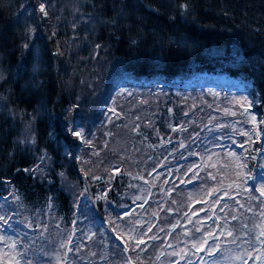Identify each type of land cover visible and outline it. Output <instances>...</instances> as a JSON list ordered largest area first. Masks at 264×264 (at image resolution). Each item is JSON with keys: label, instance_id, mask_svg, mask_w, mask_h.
<instances>
[{"label": "trees", "instance_id": "trees-1", "mask_svg": "<svg viewBox=\"0 0 264 264\" xmlns=\"http://www.w3.org/2000/svg\"><path fill=\"white\" fill-rule=\"evenodd\" d=\"M202 73L243 81L264 123V0H0V195L54 213L32 222L29 239L45 237L28 241L27 264H223L237 253L234 264H255L258 228L246 218L260 205L246 202L257 195L221 197L258 161L210 180V168L197 174L199 148L174 144L166 123V107L174 127L189 107L158 86ZM131 80L151 82L158 129L128 125L136 99L106 123L107 102ZM86 215L98 219L90 237Z\"/></svg>", "mask_w": 264, "mask_h": 264}, {"label": "rangeland", "instance_id": "rangeland-1", "mask_svg": "<svg viewBox=\"0 0 264 264\" xmlns=\"http://www.w3.org/2000/svg\"><path fill=\"white\" fill-rule=\"evenodd\" d=\"M40 10L43 12L44 8L41 7ZM171 84L172 86L160 84L161 86L159 85L158 88L160 87L159 90L166 88V91L170 89L179 91V94L186 100L185 104L188 105L189 109L180 113L176 122L178 124L174 127L175 119L173 114L175 112L165 106L167 118H170L169 121H167L168 119L166 120V123L168 122L169 124L171 121L169 125L171 132L179 131V139L174 144L198 147L202 152L203 159L201 160L197 157V174L210 168L212 172L210 171L211 174L208 178L213 180L221 168H225L229 173L241 171L243 168L237 163V160H239L238 162H243L245 159L252 162L258 161V165H255L254 169L255 174L251 175V179L248 176L231 177L232 191L227 193V195H223L221 200L237 202L238 200L236 199L240 197V194L235 192L244 190L248 191V195H257L253 200H248L247 204L245 203L247 206L260 205L256 211L248 209L246 224L252 223L256 225L252 230H248L249 233H254L255 229L258 228V236L255 240V246L257 247H255L256 251H254L255 264H264V123L255 107L250 88L244 82L228 76L210 74H201L184 80L178 79ZM151 86V82L147 81H129L128 85L119 90L103 109L102 112L106 118V123L110 125L121 121L123 118L122 108L125 107V102L130 109L132 104L130 105L129 100L132 99L131 101H133V99H136L141 100L143 104L130 118L128 125L145 121L146 126L149 128L155 126L158 129L160 121L158 114L151 110L152 104L146 100L147 94H151L148 92L152 90L150 89ZM181 88H184V90H179ZM189 127L191 128L189 129ZM105 133L112 134V131L106 129ZM77 134H79L78 131ZM168 140L162 144L167 145L168 143L170 145L171 141ZM190 153L191 151L188 154L190 155ZM190 157H195V154H191ZM195 167L196 165L192 166L190 172H193ZM219 191L221 189L218 191L214 189L212 191L213 195L211 196L210 194L209 197L212 198ZM216 202L215 209H219L221 206L219 205L220 202ZM93 206L94 204L90 199L83 201V208L87 209L91 215ZM231 206L233 204H226V207ZM237 207L243 208L244 205L238 202ZM27 208L16 194L7 197L0 195V264H27L33 254L31 251L33 248L30 249L28 247V241L31 247L32 244H41L42 239L45 237L44 233L41 234L40 229L38 231L34 229L35 235L29 239L30 235H28V232L32 227V222H40L43 219L51 220L54 214L53 211L48 208L45 211L32 212L30 214ZM222 211L224 212L225 209H219V212ZM86 216L88 221L83 234L86 237H90L95 231L98 219H93L92 216V221H90V215ZM192 219L193 217H190L189 221ZM245 228L248 229L247 226ZM135 229L138 230L136 224ZM249 233H246V235H249ZM212 238L214 237L210 239ZM216 243L219 242H215V245ZM185 249L187 250V248ZM205 249H207L206 246L197 249L194 253L195 256L204 252ZM239 256L241 255L237 253L232 258L227 257L223 264H234L238 262ZM179 257L189 259L191 255L187 250ZM214 262L215 259L199 260L196 258L191 261V264H214ZM34 263L32 262V264Z\"/></svg>", "mask_w": 264, "mask_h": 264}]
</instances>
